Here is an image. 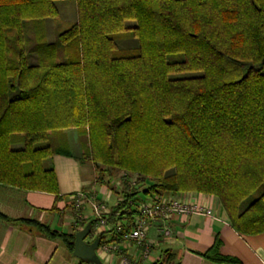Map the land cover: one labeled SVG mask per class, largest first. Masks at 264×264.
<instances>
[{
    "label": "trees",
    "instance_id": "1",
    "mask_svg": "<svg viewBox=\"0 0 264 264\" xmlns=\"http://www.w3.org/2000/svg\"><path fill=\"white\" fill-rule=\"evenodd\" d=\"M57 1L0 0V184L57 194L52 137L75 128L99 184L143 176L111 208V241L141 192L210 195L234 229L264 232V0H73L78 20L49 43ZM0 220L74 250L76 230ZM218 249L203 256L236 262Z\"/></svg>",
    "mask_w": 264,
    "mask_h": 264
},
{
    "label": "crops",
    "instance_id": "2",
    "mask_svg": "<svg viewBox=\"0 0 264 264\" xmlns=\"http://www.w3.org/2000/svg\"><path fill=\"white\" fill-rule=\"evenodd\" d=\"M64 134L66 144L57 147L62 151L54 154L49 161L57 176L58 193L23 190L0 184L2 214L13 220H35L62 233L71 234L76 230V234L90 222L94 226L96 216L92 211V200H85L81 210L77 211L73 204V195L79 192L89 193L104 202L110 200L114 192H117L118 202L122 199V186L117 185L120 191L115 187L118 181L113 183L112 178L108 177L103 185L96 181L97 174L92 163L83 157L86 147L83 146L84 141L81 142L84 137H81L79 131L71 128ZM54 144H59V141L55 139ZM13 148L21 150L23 145H14ZM161 196L173 197L188 204L207 206L212 210V215L174 216L168 222L172 236L165 239L157 232V224L151 227L148 240L154 243V247L150 259L140 258L141 249L128 243L123 246L121 256L114 258L97 250L99 257L100 254L103 255V258H100L103 264H123L122 256L128 258L132 264H152L163 259L165 251L171 256L173 264H264V232L243 234L234 229L216 197L196 192ZM110 224L113 225V220ZM95 237L94 234L92 238ZM216 242L219 244L220 255L235 260V263H215L203 256ZM0 264L88 263L76 258L73 251L60 239L47 238L33 226L0 220Z\"/></svg>",
    "mask_w": 264,
    "mask_h": 264
},
{
    "label": "built area",
    "instance_id": "3",
    "mask_svg": "<svg viewBox=\"0 0 264 264\" xmlns=\"http://www.w3.org/2000/svg\"><path fill=\"white\" fill-rule=\"evenodd\" d=\"M129 181L132 188L137 186L136 180L128 178L124 174L118 181L119 186H123L125 181ZM92 196V197H91ZM92 200V211L96 216V222L92 228L95 236L101 237L105 235L107 238L102 239L98 250L103 254L111 257H118L122 254V248L125 244L136 245L141 249V257L150 259L154 243L148 240V231L151 227L158 225L157 232L162 238H170L172 231L168 222L174 216H190L202 215L211 216L212 210L201 204H188L173 197H164L154 195L150 199H141L139 195L136 199H131L128 203L133 209L131 219L125 220L122 224L116 226V232L120 235L119 241H111L109 234L112 232V226L109 223V218L112 215V209L109 208L106 201H99L93 194L79 192L72 196L75 209L81 210L84 201ZM123 264H132V262L122 256Z\"/></svg>",
    "mask_w": 264,
    "mask_h": 264
},
{
    "label": "rangeland",
    "instance_id": "4",
    "mask_svg": "<svg viewBox=\"0 0 264 264\" xmlns=\"http://www.w3.org/2000/svg\"><path fill=\"white\" fill-rule=\"evenodd\" d=\"M56 7L58 8V10L60 11L61 15H60V20L58 21H54V20H47L46 22V29H47V40L49 43H54L57 41V36L59 35V33H61L62 31L66 30L72 23L76 22L78 20V14H77V9H76V3L73 0H60L55 2ZM128 35V34H127ZM136 41V40H135ZM120 46L123 47H131L134 46V42L132 40H120ZM137 42V41H136ZM65 131H61L58 133H55L52 137V141L51 144L55 141V139L57 141H59V144H57V147H62L61 145L64 146V144H66V137L64 134ZM86 139L83 138L81 139V142L85 141ZM86 142V141H85ZM86 152V150H85ZM171 172H169L168 174H170ZM124 174L128 175V178H132L133 180H136L137 183H139L141 181V177L143 178V176H141V174L138 173H130L128 171L125 170H115L113 172H107V175H105V183L106 178H112L111 182L115 183L116 181H119L120 177L123 178ZM98 176V175H97ZM109 180V179H108ZM116 180V181H115ZM141 183V182H140ZM152 182H148V184H151ZM118 184L115 185V187H117ZM100 190V187H98V190ZM117 191H120L117 187ZM113 193V192H112ZM111 193V194H112ZM155 194H144L143 192L139 193V197L141 199H150L152 198V196H154ZM118 195L117 192H114V194L112 195V198L110 200H105L108 204L109 207L111 206H115L118 203ZM87 212H89L90 214V209L87 210ZM94 236V233L92 232L91 235L87 238V241H91ZM100 254V253H99ZM103 255L100 254V258L102 259Z\"/></svg>",
    "mask_w": 264,
    "mask_h": 264
},
{
    "label": "water",
    "instance_id": "5",
    "mask_svg": "<svg viewBox=\"0 0 264 264\" xmlns=\"http://www.w3.org/2000/svg\"><path fill=\"white\" fill-rule=\"evenodd\" d=\"M92 233V224L88 223L83 229L75 234L73 255L88 264H103L97 254L101 237L96 236L91 242L87 238Z\"/></svg>",
    "mask_w": 264,
    "mask_h": 264
}]
</instances>
